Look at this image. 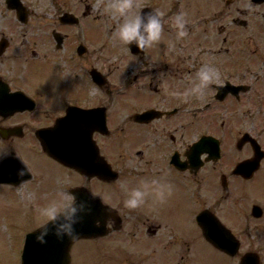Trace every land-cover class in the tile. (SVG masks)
<instances>
[{
	"label": "flooded vegetation",
	"instance_id": "obj_1",
	"mask_svg": "<svg viewBox=\"0 0 264 264\" xmlns=\"http://www.w3.org/2000/svg\"><path fill=\"white\" fill-rule=\"evenodd\" d=\"M93 4L0 0V128L15 133L8 141L57 122L59 135L75 139V165L87 171L56 162L75 180L67 193L81 188L117 212L105 238L134 223L126 246H111L110 263L208 264L209 246L228 264H264V207L254 210L264 203L236 188L264 192V158L252 178L234 173L255 158L254 140L264 151V0H134L137 13H164L161 39L144 49L120 43L89 17ZM180 11L183 37L175 24ZM205 64L216 77L204 93L178 94ZM208 136L219 140L217 161L205 146L193 149ZM152 179L179 193L161 200L150 188L141 207L126 208L130 190ZM210 185L221 187L211 200ZM205 211L225 226H213L224 248L205 234L214 224L209 215L199 224Z\"/></svg>",
	"mask_w": 264,
	"mask_h": 264
},
{
	"label": "rangeland",
	"instance_id": "obj_2",
	"mask_svg": "<svg viewBox=\"0 0 264 264\" xmlns=\"http://www.w3.org/2000/svg\"><path fill=\"white\" fill-rule=\"evenodd\" d=\"M93 2H95V5L93 4V9L89 11V16L98 18V23L103 22L109 24L112 26V31L115 33V27L118 23L117 18L114 17L111 12L107 14V18L102 16L107 10L111 11L109 4L112 3V0H89L90 4ZM118 41L121 43L120 40ZM119 46L117 47L118 49ZM27 137L25 139H15L11 142H2L0 140V158L13 149L22 159V162L29 167L30 165L33 166L35 175L34 180L22 183L17 188L0 185V264H20L26 235L48 222L47 218L42 215L43 207L51 201L59 200V190L66 193L68 186H70L74 180L73 175H70V177L67 176V174L64 175L53 160L39 153V144L34 137ZM61 176H63L64 180L61 179ZM244 185L245 184L242 183L240 186L242 187ZM246 185L244 186V188L246 187L245 189H241V193L252 195V186ZM241 187L238 186V183L236 184V188L240 189ZM209 188L208 197L210 200L213 196L211 190H219L221 193L220 186L210 185ZM262 189H264V185ZM119 193L122 195L121 190ZM178 193L179 192L176 190H171L166 193V197ZM263 195L264 192L260 193V196L254 197L257 202L260 201L263 204ZM250 199L254 200L253 196H250ZM228 203L229 202H224V205L227 206ZM133 225L134 223L128 224L127 229L119 233L121 234L119 238H113L112 236L97 241V243H95V241H81L77 243L78 245L73 253L74 261L72 264H109L107 257L110 250L117 248V246L120 247L121 245H125L123 243L127 240L128 232L131 231L135 233V230L132 229ZM129 235L131 236L132 233ZM138 246L145 245L143 243H138ZM119 252L121 254V251ZM204 252L209 259L207 262L208 264L229 263L228 260L218 255V253L213 251L209 246L205 247ZM110 264L120 263L114 261ZM126 264L156 263L152 261L149 262V259L146 261L128 259ZM158 264L162 263L158 262Z\"/></svg>",
	"mask_w": 264,
	"mask_h": 264
},
{
	"label": "clouds",
	"instance_id": "obj_3",
	"mask_svg": "<svg viewBox=\"0 0 264 264\" xmlns=\"http://www.w3.org/2000/svg\"><path fill=\"white\" fill-rule=\"evenodd\" d=\"M109 8L112 15L118 20L115 35L120 41L129 45L134 43L139 49H144L161 39L165 21L164 13L160 10L154 9L146 13H137L134 11V0H112ZM185 17L186 14L183 11L175 14V24L180 37L187 35ZM197 77L198 79L192 83L190 88L178 94H182L185 99L194 94L202 95L215 79L216 70L210 65H202L197 70ZM25 171V169H21L20 174L23 175ZM153 185L154 188L151 187ZM150 188L161 200L165 199L166 193L171 191L170 185L160 179L145 180L142 186L130 190L123 201L124 206L128 209L141 207L145 203ZM83 208V204L77 205L72 193L62 191L59 200L49 202L42 209V215L48 220V224L42 225L43 231H48L49 225H54L58 235L75 239L78 235L75 225L79 221V213Z\"/></svg>",
	"mask_w": 264,
	"mask_h": 264
},
{
	"label": "water",
	"instance_id": "obj_4",
	"mask_svg": "<svg viewBox=\"0 0 264 264\" xmlns=\"http://www.w3.org/2000/svg\"><path fill=\"white\" fill-rule=\"evenodd\" d=\"M40 138L46 151L53 157L59 158L58 151L49 147L44 137L40 136ZM54 142L53 145L56 146L57 142ZM76 203L78 206L84 205L83 210L79 213V221L75 225L77 237L71 239L68 236L58 235L54 225H49L46 232L41 227L27 235L22 264H69V250L75 240L102 236L106 233V222L110 215V208L94 198L90 199L89 202L82 200ZM212 242L216 245L219 244L217 243L219 241L216 240Z\"/></svg>",
	"mask_w": 264,
	"mask_h": 264
}]
</instances>
